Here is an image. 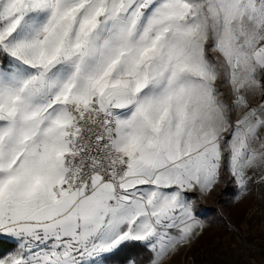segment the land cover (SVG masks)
Masks as SVG:
<instances>
[{"label": "snow or ice", "instance_id": "obj_1", "mask_svg": "<svg viewBox=\"0 0 264 264\" xmlns=\"http://www.w3.org/2000/svg\"><path fill=\"white\" fill-rule=\"evenodd\" d=\"M221 182L264 189V0H0V264H169Z\"/></svg>", "mask_w": 264, "mask_h": 264}, {"label": "rangeland", "instance_id": "obj_2", "mask_svg": "<svg viewBox=\"0 0 264 264\" xmlns=\"http://www.w3.org/2000/svg\"><path fill=\"white\" fill-rule=\"evenodd\" d=\"M226 187L221 182L211 196L199 198L206 230L169 264H264V189L236 202L233 189L223 195Z\"/></svg>", "mask_w": 264, "mask_h": 264}, {"label": "trees", "instance_id": "obj_3", "mask_svg": "<svg viewBox=\"0 0 264 264\" xmlns=\"http://www.w3.org/2000/svg\"><path fill=\"white\" fill-rule=\"evenodd\" d=\"M225 233H226V232H222V233H220V234H221V236H223ZM2 247H4V248H8V247H11V245H10L8 242H5V243L2 245Z\"/></svg>", "mask_w": 264, "mask_h": 264}]
</instances>
